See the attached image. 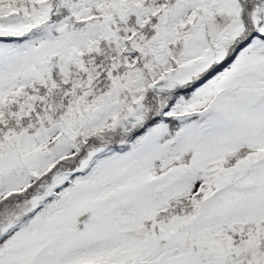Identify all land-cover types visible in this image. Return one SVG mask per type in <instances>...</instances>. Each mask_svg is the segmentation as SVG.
Segmentation results:
<instances>
[{
    "label": "snow or ice",
    "instance_id": "snow-or-ice-1",
    "mask_svg": "<svg viewBox=\"0 0 264 264\" xmlns=\"http://www.w3.org/2000/svg\"><path fill=\"white\" fill-rule=\"evenodd\" d=\"M0 264H264V0H0Z\"/></svg>",
    "mask_w": 264,
    "mask_h": 264
}]
</instances>
